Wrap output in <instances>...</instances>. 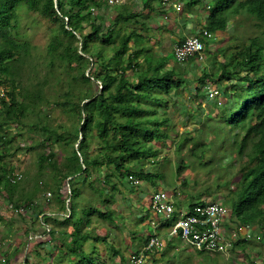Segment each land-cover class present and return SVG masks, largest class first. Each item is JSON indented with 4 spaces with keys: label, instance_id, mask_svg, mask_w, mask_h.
<instances>
[{
    "label": "trees",
    "instance_id": "obj_1",
    "mask_svg": "<svg viewBox=\"0 0 264 264\" xmlns=\"http://www.w3.org/2000/svg\"><path fill=\"white\" fill-rule=\"evenodd\" d=\"M142 1L152 13H165L153 6L157 0ZM197 2L191 0L188 6L193 8ZM106 4L107 0H0V193L9 192L8 200L14 208L30 207L34 201L28 199L23 205L11 200L20 182H10L15 168L9 162L18 152L27 154L36 148L43 149L38 157L40 173L51 169L55 181L52 200L60 203V213L67 210L65 200H70L71 217L67 220L74 215L73 199H79L82 194L75 186L80 176L88 177L94 191L95 182H101V195L109 188L118 189L116 179L124 182L134 176L154 184L162 178L157 172L147 173L139 167L160 159L154 142L170 141L171 134L166 130L172 128V120L165 111L173 94H179L187 82L166 56L153 57L151 48L144 44L149 39L141 30L126 28L130 21H139V13L125 5H115L116 15L104 31V17L95 10H103ZM21 10L57 24L50 28L53 37L47 51L45 77L41 80L38 63L28 66L33 62L34 46L19 40ZM169 11L175 8L171 6ZM206 12L201 32H210L214 40L218 33L227 31L233 19L243 15L255 20L257 33L246 44L236 45L230 52L221 51V58L219 54L211 59L215 71L206 72L202 81L220 84L224 103L215 107L220 110L216 123L221 124H212L202 141H194L192 137L185 141L195 142L189 149L200 161L199 166L213 163V160L205 161L213 149V158L209 159L220 154L229 168L239 165L240 179L234 187H229L227 203L240 224L264 228V222H256L264 221V0H211V4L206 3ZM85 24L91 28L87 34ZM184 42L182 39L178 44ZM175 62L178 63L176 59ZM51 78L55 85L65 84L57 95L49 92ZM56 109L72 118L71 127L51 126V114ZM161 113L163 118L159 117ZM210 121L215 123V117ZM15 128L19 131L12 133ZM23 132L41 134L37 147L24 150L15 146ZM56 148L64 154L63 163ZM182 163L178 172L187 168L185 161ZM66 183L71 191L67 197L63 189ZM108 203L104 199L103 204ZM197 204H192L190 209ZM96 213L103 218L113 215L107 216L93 205L83 209L84 219L76 220L72 232L77 240L68 246L70 255L77 258L76 264H103L99 256L87 259L83 249L91 238L108 242L107 237L100 239L82 231V225L89 224L90 216ZM44 219L58 223L56 217ZM77 241L82 245L72 247ZM110 252L113 259L120 257L124 261L114 246Z\"/></svg>",
    "mask_w": 264,
    "mask_h": 264
},
{
    "label": "rangeland",
    "instance_id": "obj_2",
    "mask_svg": "<svg viewBox=\"0 0 264 264\" xmlns=\"http://www.w3.org/2000/svg\"><path fill=\"white\" fill-rule=\"evenodd\" d=\"M160 1L153 2V6L158 12L161 10L165 12L159 15L146 8L142 0H124L121 5H125L131 11L140 14L139 21H130L126 28L141 30L143 35L149 39L144 44L151 48L153 57L166 56L170 65L178 69L180 77L187 82L179 94H173V99L165 111L166 116L172 120V128L166 130L171 134L170 141L165 143L154 142L155 148L160 151V159L155 162H145L139 167L147 173L157 172L161 174V180L154 184L140 180L141 185L133 187L128 179L124 182H119L116 179L118 189L109 188L104 191L105 194L101 195V191H103L101 182H95L96 190L94 191L89 186L88 177L86 175L80 176L78 178L80 182L75 186L81 189L82 194L79 199L77 197L73 199V218L67 220L63 216H57L56 219H58L59 224L53 222L52 219L48 220L49 223L52 222V231L55 232L57 239L60 237V240L53 239V241H47L48 244L46 241L41 243L36 241V244L31 243L27 248V235L29 233L39 234L37 232L42 227L40 220L37 219L39 213H59L61 205L55 200L45 203L48 192H51L52 199L55 198V194L51 190L55 181L51 169H47L42 174L39 171L38 157L43 153V149L36 148L27 151V154L18 152L9 163L15 168L14 172H20L23 178L20 185L11 194L12 199H10L23 205L28 203V199H31L34 203H39L40 206L31 208L27 214L12 215L10 207H7L9 192L2 191L0 193V249H5L7 259L10 258L7 264H76L77 258L70 255L68 246L72 240H77V236L72 234L74 223L78 219H84L83 209L89 208L90 205L98 208L107 216L109 213H113L112 217L109 218H103L99 213H96L90 216L89 224L84 223L82 225L83 233L88 232L90 236L92 234L100 239L107 237V243L91 238L83 248L87 259L93 260L99 256L103 264L105 261L106 264H132L131 257L136 251V247L143 249L147 246L146 241L153 236L154 230L158 227L151 225L155 222L150 205V197L154 192L166 190L174 194L173 199L177 208L181 204L188 207L190 204L199 202L201 198L219 199L230 207L227 203L230 197L229 187H234L240 179L239 165L237 168L234 166L229 168V165L219 157L220 154H217L214 159H209L214 153L215 149H213L208 152L205 159V161L213 160V163L207 167L199 166L198 162L200 161L191 155L189 147L195 143L194 141L204 140L209 134L212 124H221V122L216 123L220 110L215 105L221 106L224 103L222 93L218 100L210 102L206 94L207 86H204L205 84L208 85L209 81L208 83L202 81L206 72L215 71V67L211 65V59L216 55L218 56L219 52H230L236 45L246 44L249 38L254 37L257 33L255 20L245 15L233 19L226 32L218 33L215 40L208 41L207 56L203 62L198 63L194 60L185 64H178L172 55L175 45L182 39L201 33V26L208 14L206 3L211 4V0H197L198 2L193 8L188 6L191 0H176L183 6L180 12L177 10L169 11V7H164ZM115 8L106 4V7L101 11L92 9L104 17V31L116 15ZM20 15L22 38L19 37L21 38L19 40L28 41L34 46L33 62L29 63L28 66L31 67L35 62L38 63L39 79L41 80L45 77L47 51L53 37L50 28L57 27V24H51L40 15L25 10H21ZM90 31L91 28L88 25L85 33ZM51 79L53 80L49 92L57 95L60 90L62 92L65 84L55 85L54 78ZM215 85L222 92L220 84L215 83ZM225 104L228 105V103ZM159 117L163 118V114L161 113ZM212 117H215V123L210 121ZM50 124L54 127L61 124L71 127L73 120L60 109H56L51 114ZM18 131L19 129L15 128L12 133ZM187 137H192L194 141L192 139L185 141ZM211 137V140L215 139L212 135ZM41 139L40 133L23 132V136L17 139L15 146L18 145L24 150L29 147H37L36 144ZM180 146H183L181 151L179 150ZM55 151L58 153L60 163H63L65 161L63 152L59 148H56ZM182 161V164L185 161L187 168L178 172ZM238 163L239 161L235 164ZM226 182L230 185L228 186ZM66 186L67 184L63 189ZM104 199H108L107 205L103 204ZM145 201L149 203L146 208ZM45 217L47 216L45 215ZM156 221L159 226L164 227L159 230L165 229L161 231L162 236H160L164 239L165 233L169 235L171 228L168 227L173 225V221L161 219ZM256 222L263 224L264 221L258 220ZM235 225L239 226L236 222ZM253 228L251 229V238L249 240L242 238L245 242L239 243L229 257L223 254H199L187 248L179 239H175L177 242L169 241L166 236V248L162 252L152 253L145 264H264V228L256 226ZM81 245V241H77L76 244L72 243V247ZM111 246L121 252L124 261L120 257L116 259L111 257ZM2 257L4 254L0 252V258Z\"/></svg>",
    "mask_w": 264,
    "mask_h": 264
},
{
    "label": "built area",
    "instance_id": "obj_3",
    "mask_svg": "<svg viewBox=\"0 0 264 264\" xmlns=\"http://www.w3.org/2000/svg\"><path fill=\"white\" fill-rule=\"evenodd\" d=\"M124 0H107L109 7L123 4ZM162 5L173 6L175 10L180 12L182 10V4L176 0H163ZM213 35L204 30L200 34H195L187 39L183 44H176L173 50V55L179 64H185L191 61L192 58L201 63L205 60L206 56L205 41L211 40ZM102 88V87H101ZM206 94L210 101H216L220 98L221 91L213 82H209L206 87ZM22 174L20 172H14L10 177L12 184H17L22 181ZM129 182L133 186H140L141 181L134 176H130ZM67 184V183H66ZM66 197L71 194L70 186L64 188ZM174 194L167 192L166 190H160L154 192L151 196V212L154 215L155 222L151 223L152 226H158L156 220L173 221L171 231H169L168 238L170 240L180 239L186 247L192 251L209 253V254H224L231 255L235 247V244L243 238H251L249 232L250 226H245L246 233H242L240 230L226 227L229 220L233 219L231 209L222 203L219 199H202L200 202L188 209H178L175 206ZM51 192L46 194V202L49 203L52 200ZM70 200L67 202V210L63 213L54 214L49 213L46 216H63L65 218L71 217L69 210ZM39 203L35 202L31 207L14 208L10 205V210L16 214H27L28 210L34 207H39ZM45 216L41 221L43 226L46 227V233L51 232L50 226L45 222ZM231 222V221H230ZM243 228H241L242 230ZM37 236H35L36 238ZM43 238V237H42ZM32 239V238H31ZM1 247V244H0ZM166 248V240L160 237L158 233L153 234L149 238V242L142 250H137L131 257L132 264H145L152 253L162 252ZM0 264H4V260H0Z\"/></svg>",
    "mask_w": 264,
    "mask_h": 264
},
{
    "label": "crops",
    "instance_id": "obj_4",
    "mask_svg": "<svg viewBox=\"0 0 264 264\" xmlns=\"http://www.w3.org/2000/svg\"><path fill=\"white\" fill-rule=\"evenodd\" d=\"M210 101V100H209ZM211 102V101H210ZM134 187V186H133ZM175 196V195H174ZM53 198V197H52ZM151 198V197H150ZM66 199V197H64L62 200H65ZM68 200L69 199H67V200H65L66 201V207H67V202H68ZM151 200V199H150ZM144 204H145V208L149 205V203H147L146 201L144 202ZM151 205V204H150ZM192 204H190V206H191ZM190 206H188V207H186V206H184L183 204H181L180 206H179V208L178 209H188V208H190ZM177 208V207H176ZM28 213V212H27ZM47 214H49V213H47ZM47 214H45V213H41V214H39L37 217V219H39L40 220V224L42 225V227H40V229L38 230V232L37 233H39V234H33V233H29L28 235H27V237H26V244H27V248L29 247V245L31 244V243H33V244H36L35 242L36 241H39L40 243L42 242V241H46V243H47V241H53V239H57V237H56V234H55V232H52V229H53V226H52V222L51 223H49L48 221H46V219H45V222H47V224L50 226V228H51V232L48 234V233H46V227L45 226H43V223H42V221H41V219H42V217L43 216H45V215H47ZM54 214H58V212L57 213H54ZM12 215H21V214H16V213H14V212H12ZM23 215V214H22ZM54 217H57V216H54ZM53 217V218H54ZM230 221L231 220H229L228 222H227V224H226V227H228V228H232V226L233 225H235V223H233V222H231L230 223ZM144 224H146V223H144ZM169 227H171V226H169ZM168 227V228H169ZM160 228H164L163 226H159L158 225V227H156V229L154 230L155 232L153 233V234H156V233H158L160 236H162V233H161V231L162 230H165V229H162V230H159ZM167 231V230H166ZM244 233H245V231H244ZM33 235V236H32ZM35 236H37L36 238H35ZM164 236L166 237L167 236V238H168V235L165 233L164 234ZM43 237V238H42ZM165 237H164V239H165ZM32 238V239H31ZM61 239H62V237H61ZM57 240H60V237H58V239ZM168 240L169 241H174V242H177L175 239L174 240H170L169 238H168ZM49 243H51V242H49ZM32 244V245H33ZM48 244V243H47ZM43 246H46L45 244H42ZM140 248L139 247H136V251L137 250H139ZM0 252L1 253H3L4 254V257H2V258H0V260H4V264H7V261H8V259H10V258H8L7 259V255H6V251H5V249H0ZM7 259V260H6ZM20 264V263H19Z\"/></svg>",
    "mask_w": 264,
    "mask_h": 264
},
{
    "label": "clouds",
    "instance_id": "obj_5",
    "mask_svg": "<svg viewBox=\"0 0 264 264\" xmlns=\"http://www.w3.org/2000/svg\"><path fill=\"white\" fill-rule=\"evenodd\" d=\"M131 184V183H130ZM200 202V201H199ZM199 202H197V203H199ZM224 203V202H223ZM11 204L9 203L8 204V206L7 207H9ZM227 206V205H226ZM31 207V206H30ZM230 208V207H229ZM231 209V208H230ZM11 211V210H10ZM12 212V211H11ZM60 213V212H59ZM58 213V214H59ZM232 216H233V219L232 220H234V221H231V222H233V223H238L239 224V226H236V225H233L232 226V229H237V230H240L243 234H244V231H245V233L247 232V230L246 229H244L245 228V226H250V230H249V232L248 233H250V235H251V229L254 227V226H252V225H242V224H240L239 223V221H237V219L234 217V215L232 214ZM230 222V223H231ZM231 228V227H230ZM241 228H243L242 230H241ZM254 229V228H253ZM33 236V235H32ZM150 238V237H149ZM243 238V237H242ZM240 239V241L239 242H242L243 241V239ZM245 239H247V240H249L248 238H245ZM174 240V239H173ZM180 240V239H179ZM181 241V240H180ZM239 242H237L236 244L238 245V243ZM236 244H235V247H234V249H233V251H235V249H236ZM188 248V247H187ZM139 250H142V249H139ZM138 250V251H139ZM233 251H232V253H233ZM194 252H196V251H194ZM197 253H201V254H205V253H202V252H197ZM206 254H209V253H206ZM224 255V254H223ZM225 256H227V255H225ZM229 256H231V255H229ZM229 256H227V257H229Z\"/></svg>",
    "mask_w": 264,
    "mask_h": 264
}]
</instances>
